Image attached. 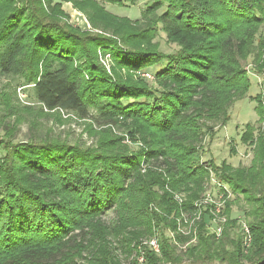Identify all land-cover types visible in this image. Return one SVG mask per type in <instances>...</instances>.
Here are the masks:
<instances>
[{"label": "trees", "instance_id": "obj_1", "mask_svg": "<svg viewBox=\"0 0 264 264\" xmlns=\"http://www.w3.org/2000/svg\"><path fill=\"white\" fill-rule=\"evenodd\" d=\"M59 1L0 0V79L28 89L37 118L86 121L94 145L36 133V121L13 142L34 110L10 84L1 88L0 264H137L140 251L143 264H264V130L241 135L253 152L247 167L217 166L201 151L210 124L225 125L247 96L245 63L264 70V0H149L138 21L103 6L135 0ZM61 1L109 35L70 26ZM159 31L174 52L152 42ZM151 70L153 84L139 75ZM250 99L263 121L264 90ZM211 173L248 207L247 249L229 202L220 239L207 234L204 207L194 234L175 233L176 243L167 235L197 210ZM154 237L159 253L142 245Z\"/></svg>", "mask_w": 264, "mask_h": 264}, {"label": "rangeland", "instance_id": "obj_2", "mask_svg": "<svg viewBox=\"0 0 264 264\" xmlns=\"http://www.w3.org/2000/svg\"><path fill=\"white\" fill-rule=\"evenodd\" d=\"M53 2L58 3L60 1L53 0ZM148 2L149 0H135L134 4L127 3L124 6H110L107 4H104L103 6L105 10L111 13L112 15L126 17L131 21H138L141 19L142 12L145 10L146 4ZM60 4L63 13H65V15L68 17L67 22L70 24V26L82 32L109 35L104 34L101 31L93 28L89 24L86 14L74 7L72 2L61 1ZM158 13L160 14L161 11ZM152 42H157L161 52L165 54L172 53L176 49L175 45L168 44L166 42V36L162 31L158 32ZM101 54L99 56V60H101L100 62L106 69L107 73H110L109 70L111 62L109 56H102ZM255 67L256 65L253 64L252 58H250L245 63L244 68H246L245 70H247V68L249 70L248 75L251 81V87L245 98L233 102L232 105L228 108L227 114L229 120L227 121V123L223 126L219 122L214 123L213 125L210 124V126H213V136L211 138L206 137L203 140V148L201 149L204 154L202 158L203 161L211 160L217 166L220 165L222 161L227 162L232 167H247L250 165V162L253 158V152L250 146H248V144H244L241 141V135L246 132V126H250L253 128L261 127L262 130H264V118L263 121H260V118L257 115V112L255 111L256 104L250 99V97H255L257 94H262L264 90V70L261 73H258ZM154 71L155 70H151L148 74H152L151 76H153ZM140 77L142 76L140 75ZM142 78L145 79L149 84H153V78ZM17 83L18 82L12 83L8 82V80L0 79V91L2 90V87L10 84L11 90L15 88V93L20 103L24 106H31V108H33L34 110V113H31L29 115L28 124L24 123L22 125L23 122L20 121V123H17V125L14 126L16 129H18V131L15 133V139L13 142L25 141L27 135L29 134L28 126H30V124L31 126H35L34 122L36 121V133L49 134L52 138H60L61 140H66L71 144L77 143L78 145L83 147H92L94 145V140L89 136L87 132L86 124L88 123H86V121L84 120H79L78 118L73 116V114H54L52 112L53 114L44 115L42 116V118H37V114H35L37 113L36 109L38 110L37 103L32 100L33 98H31L28 89L21 90L15 87V84ZM6 108L7 107L5 106L4 110H6ZM1 114L2 111L0 110V115ZM59 116L62 119H58ZM35 118L37 120H35ZM9 124L13 125V122H10ZM5 127L6 126H3L0 123V138L5 134V132H7ZM124 143L132 145L127 141H125ZM130 147L137 148L136 146ZM210 177L215 180L213 174H209V178ZM231 195L232 193L230 192V196H228V199L225 200V205L229 202L227 208L229 216L231 219H237V224L240 225L241 222H246L243 214V209L246 210L248 209V207L244 205V202L242 201L241 197H239V201H237L234 198L235 196ZM222 217H224L226 221L228 220L226 216L222 215ZM110 218L111 214H108L105 219L108 220ZM240 231L241 230H237L236 232L241 233ZM210 233H212L211 230L207 231V234L210 235ZM167 235L173 240V234L171 233V231H168ZM221 235L218 238H216V236L214 235L213 236L215 237V239H220ZM123 261V264H129V261Z\"/></svg>", "mask_w": 264, "mask_h": 264}, {"label": "built area", "instance_id": "obj_3", "mask_svg": "<svg viewBox=\"0 0 264 264\" xmlns=\"http://www.w3.org/2000/svg\"><path fill=\"white\" fill-rule=\"evenodd\" d=\"M142 77H145L147 79H152V76L148 73H142L140 74ZM212 174V173H211ZM204 196L202 200L199 203H196L197 210L193 214H185L182 213L180 216V221L177 222V228L176 231L171 232L173 234V241L175 242L174 235L175 233H180L181 235L187 237L189 234H194L195 232V224L197 222L201 221V210L200 207H204V210L208 211V222L206 224V229L208 231L211 230L214 236L216 238L220 237L222 234V228L223 225L226 222V219L222 217L221 212L225 205V200L228 199V196H230V191L227 189V187L221 183H219L216 179L213 180V178L205 179L204 182ZM178 201H181L182 198L180 196H176ZM241 230L244 235L243 238V248L247 249L251 243V236L249 233V229L247 225L244 222L240 223ZM191 244H195L196 240L195 237H192L189 241ZM176 243V242H175ZM142 245L148 246L150 249H152L154 252L159 253V247L157 243V238H151L149 240H144L142 242ZM179 249L185 250L186 245H178ZM139 257L137 258V264H143L144 259L142 252L140 251Z\"/></svg>", "mask_w": 264, "mask_h": 264}, {"label": "crops", "instance_id": "obj_4", "mask_svg": "<svg viewBox=\"0 0 264 264\" xmlns=\"http://www.w3.org/2000/svg\"><path fill=\"white\" fill-rule=\"evenodd\" d=\"M232 196V195H231Z\"/></svg>", "mask_w": 264, "mask_h": 264}]
</instances>
